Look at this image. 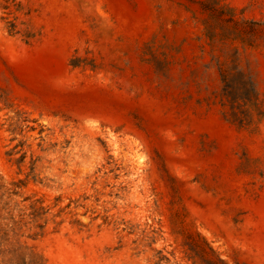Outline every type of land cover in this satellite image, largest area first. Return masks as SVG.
Returning <instances> with one entry per match:
<instances>
[{
	"label": "rangeland",
	"instance_id": "rangeland-1",
	"mask_svg": "<svg viewBox=\"0 0 264 264\" xmlns=\"http://www.w3.org/2000/svg\"><path fill=\"white\" fill-rule=\"evenodd\" d=\"M234 49L254 107L222 96ZM12 182L15 217L59 203L41 234L8 232L0 264H202L197 235L223 264H264V0H0Z\"/></svg>",
	"mask_w": 264,
	"mask_h": 264
},
{
	"label": "trees",
	"instance_id": "trees-1",
	"mask_svg": "<svg viewBox=\"0 0 264 264\" xmlns=\"http://www.w3.org/2000/svg\"><path fill=\"white\" fill-rule=\"evenodd\" d=\"M215 18L233 20V15L228 14V12H212ZM244 20L236 21L234 32L245 24ZM255 25L254 23H252ZM204 36L211 43L214 44L216 41V36L213 31L210 30L209 26L204 24ZM15 24L9 22L8 31H13ZM239 39L236 36L235 40ZM241 41V40H240ZM232 55L228 64L220 62L217 60V70L222 83L221 93L222 96L227 100V102L234 107L235 105L242 102L247 107H254L257 103L258 92L256 88L255 80L247 69V67L241 65L240 54L237 49L232 50ZM70 65L72 68L85 66L86 63L78 58H73L70 60ZM91 68L93 66H90ZM11 188H4L0 185V189L3 188L0 194V222L1 220H6V224L0 225V243L8 241V232H12L16 235L22 228L36 230L34 235L41 234L44 230L47 220L44 219L45 214L51 209L58 206L59 198L54 199V203L49 205H44V201L41 199H31L26 198L23 201H28L27 206H24V210L19 209L20 214L15 217L13 208H10V197L17 195L16 189H19L20 183L12 182L10 183ZM5 199V200H4ZM73 200H68V203L63 207H59L56 214L52 215V219L58 217L65 209L70 208L71 204L74 203ZM27 211V212H26ZM5 215V217H3ZM75 223L81 225L80 222L75 220ZM58 224V223H57ZM39 231V232H37ZM197 238L201 240V246H193L194 253L197 258H199L202 264H223L222 260L215 255L214 251L207 245V243L199 235Z\"/></svg>",
	"mask_w": 264,
	"mask_h": 264
}]
</instances>
